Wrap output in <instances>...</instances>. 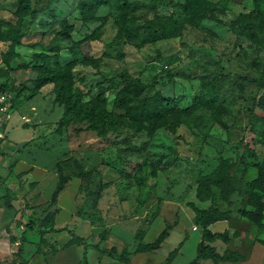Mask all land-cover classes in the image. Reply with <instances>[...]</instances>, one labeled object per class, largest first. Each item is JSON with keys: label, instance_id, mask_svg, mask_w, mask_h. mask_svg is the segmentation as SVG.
Masks as SVG:
<instances>
[{"label": "rangeland", "instance_id": "1", "mask_svg": "<svg viewBox=\"0 0 264 264\" xmlns=\"http://www.w3.org/2000/svg\"><path fill=\"white\" fill-rule=\"evenodd\" d=\"M86 1L30 0L19 11L22 0H0V86L15 100L0 143V264H18L19 245L26 264H83V247L69 243L70 234L91 247L105 233L100 246H123L114 234L125 232L132 244L142 231L143 242L152 243L167 225L172 229L164 247L135 256L133 264H161L184 239L181 253L170 263L188 264L196 257L202 229L186 203L209 207L196 199L195 188L217 168L220 154L234 162L233 192L225 202L219 190L212 191L218 210L230 217L209 230L238 237L228 244L217 240L205 245L214 246L219 255L225 250L242 255L241 262L227 264H264V230L241 217L251 210L247 184L264 163L262 114L256 107L264 41L260 34L258 42L248 40L232 27L249 15V21L264 28V5L205 0L219 11L196 15L197 25L178 6L186 0H107L96 22L81 25L78 7ZM164 16L177 21V36L141 48L120 36L122 20L141 26ZM20 20V45L11 51L7 37ZM63 21L69 37L60 36ZM87 36L90 41L74 47ZM124 73L146 85L131 106L155 94L178 101L174 131L164 127L166 117L157 125L142 123L113 106ZM74 94H81L84 104L100 102L119 114L124 127L105 137H98L85 120L61 128L64 102ZM195 98L201 99L197 106ZM24 143L28 146L17 151ZM245 147L255 152L256 160L242 166L237 158ZM76 163L89 173L84 180ZM57 166L70 183L52 204ZM151 215L160 217L152 216V222ZM89 247L87 263L94 264L99 252ZM121 261L110 255L105 264Z\"/></svg>", "mask_w": 264, "mask_h": 264}, {"label": "trees", "instance_id": "2", "mask_svg": "<svg viewBox=\"0 0 264 264\" xmlns=\"http://www.w3.org/2000/svg\"><path fill=\"white\" fill-rule=\"evenodd\" d=\"M23 3L19 7V11H23L28 5L30 0H22ZM255 3H262L264 5V0H253ZM107 4V0H87L85 3H81L78 7L79 17L81 25H87L94 23L97 20L96 13L98 9ZM177 5V4H176ZM185 15H193L195 24H199L196 15L201 14H214L219 11L216 4L205 0H186L184 4L178 5ZM243 21H235L232 24L234 29L240 30V33L253 42H258V35H262L264 41V28L260 23H253L249 21V15L240 16ZM264 21V15H263ZM132 21L127 22L122 20L119 23L120 36L128 43L135 44L137 47L141 48L144 45L152 44L159 39H169L177 36L180 32V26L177 21L169 16L160 17L157 22L150 20L144 22L141 26H134ZM1 24V22H0ZM21 20L18 21L16 26H12V33L8 35L7 39L11 42V51L13 47L20 45V31L19 26ZM140 30V33L137 31ZM69 29L66 22H62V28L60 36L69 37ZM91 40V36L85 37L83 40L75 42L74 47L79 48L85 42ZM10 58L11 56L8 55ZM43 60V56H39ZM87 62V61H86ZM264 74V72H263ZM169 75V74H168ZM123 88L116 95L113 106L124 113L131 115L135 114L142 120V123L146 121L153 124H158L160 118L166 117L167 124L164 127L167 130L174 131V124H177L178 120H173L175 115L178 116L180 110H178V101L173 98H163L160 94H155L151 99H142L138 102L136 106H131V102L134 98L141 95L146 90V85L141 84L135 78L129 74L124 73L122 76ZM45 79H39V81H44ZM258 85L261 92L259 96L256 107L261 112L263 131L261 134V143L264 144V75L258 80ZM0 91L9 92L5 86H0ZM14 98L12 99L14 106ZM201 102V99L195 98L193 100V105L197 106ZM192 105V106H193ZM64 114L59 121V126L61 128L68 126L71 122L77 120H85L88 126L91 127L97 134L98 137H105L109 132H114L115 130L124 127V123L119 114L109 112L105 107L100 105V102H92L91 104H84L81 102V94L69 95L64 102ZM157 126H155L156 130ZM1 143V141H0ZM28 144L20 145L21 149H24ZM256 155L255 152L245 147L244 153L237 158V163L242 166L250 165L255 162ZM217 168L209 175L203 176L197 182L195 188V197L201 203L209 202V207L207 209H198L192 202H187L186 207L189 208L195 217V222L202 229L201 242L197 246L196 257L188 264H201L202 261L210 260L214 264H227V263H237L243 260L242 255L238 252H232L225 250L222 255L216 253L213 247L206 244L212 243L214 241H221L228 244L233 238L238 237L237 233L230 234L229 231L224 232H211L209 230L210 226L217 223L226 222L229 220V212H221L217 208L216 196L212 191V188L219 190V195L223 201H228L229 196L232 194L233 189L231 186V174L234 169V162L226 158L225 155L220 154L217 159ZM76 169L79 171L78 177L82 180L89 176L88 172H84L79 164H75ZM58 179L55 190L51 196V203H56L59 194L64 192L67 185L70 183V178L64 176L60 172L59 166H57ZM249 194L247 199V206L251 210H245L241 212V217L248 222L252 223L259 230H264V163L257 166L256 176L247 184ZM49 223V222H48ZM50 225V224H49ZM172 229V226H166L157 238L152 243H144L143 237L144 232L140 231L134 235V250L133 252L123 251L120 255V260L126 261L127 257L131 254L146 253L153 250H157L163 241L168 237V232ZM53 229L47 231L51 233ZM70 241L73 245L83 247L82 262L87 263L86 249L89 247L83 238L70 234ZM186 239H184L185 241ZM106 241V234H102L100 237L98 245L92 248L97 252L101 253L98 249L102 243ZM183 242L178 245V248L172 251L167 259L161 264H170L174 256L177 254L178 249L183 246ZM16 258L18 264H26L23 258V251L21 246H18L16 253Z\"/></svg>", "mask_w": 264, "mask_h": 264}, {"label": "crops", "instance_id": "3", "mask_svg": "<svg viewBox=\"0 0 264 264\" xmlns=\"http://www.w3.org/2000/svg\"><path fill=\"white\" fill-rule=\"evenodd\" d=\"M152 216H153V218L154 219H156V218H158V217H160V216H157V215H151V218H152ZM152 218V222H153V219ZM180 219H181V216H180V214H179V219H178V222H177V224L175 225V226H173V228H175L176 226H178V224H179V222H180ZM146 220H149V218H146ZM152 222H151V224H152ZM151 224L146 228V232L148 231V229L151 227ZM167 226H170V225H167ZM169 233H170V231L168 232V236H169ZM213 233H215V232H213ZM115 236H116V238H117V240L118 241H120V243L123 245V246H98V249L101 251V253H98V254H95V257H96V259H97V261H96V263H94V264H97L98 263V261H101L102 262V264H105V262L106 261H108L109 260V256L110 255H113L114 257H116V258H119L120 259V255H121V253L125 250V251H127V252H133V250H134V246H133V244H134V241H133V243L132 244H129V243H127V240H128V235L125 233V232H121L120 234H114ZM157 238V237H156ZM168 238V237H167ZM166 238V239H167ZM165 239V240H166ZM164 240V241H165ZM163 241V242H164ZM163 244V243H162ZM161 244V245H162ZM93 246H91V247H89V248H92ZM162 247H164V246H160L157 250H153V251H150V252H146V253H140V254H136V255H134V254H131V255H129L128 257H127V259H126V261L124 262V261H121V263L122 264H133V258L135 257V256H137V255H141V254H144V255H146V254H153V253H156V252H158ZM182 247V246H181ZM210 247H213L214 248V246H210ZM113 248H115V250H114V253H112L111 252V249H113ZM178 248V247H177ZM176 248V249H177ZM175 250V249H174ZM173 250V251H174ZM180 251V252H179ZM230 251V250H229ZM232 252H236V251H232ZM171 253V252H170ZM169 253V254H170ZM179 253H181V248L180 249H178V252H177V254H176V256H178L179 255ZM217 253V252H216ZM224 253V252H223ZM88 256H90V253H89V249H87V261H89V258H88ZM203 262V261H202ZM202 262H201V264H202ZM241 262V261H240ZM88 264H89V262H88ZM91 264V263H90ZM153 264H155V263H153ZM171 264V263H170Z\"/></svg>", "mask_w": 264, "mask_h": 264}, {"label": "built area", "instance_id": "4", "mask_svg": "<svg viewBox=\"0 0 264 264\" xmlns=\"http://www.w3.org/2000/svg\"><path fill=\"white\" fill-rule=\"evenodd\" d=\"M12 99L11 93L0 91V141L5 139L4 132L14 111Z\"/></svg>", "mask_w": 264, "mask_h": 264}]
</instances>
